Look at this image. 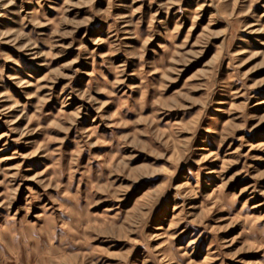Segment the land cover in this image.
Wrapping results in <instances>:
<instances>
[{"label": "rangeland", "instance_id": "1", "mask_svg": "<svg viewBox=\"0 0 264 264\" xmlns=\"http://www.w3.org/2000/svg\"><path fill=\"white\" fill-rule=\"evenodd\" d=\"M0 264H264V0H0Z\"/></svg>", "mask_w": 264, "mask_h": 264}]
</instances>
